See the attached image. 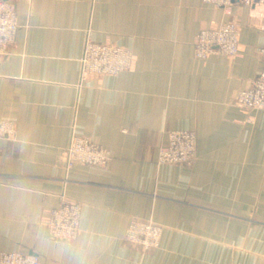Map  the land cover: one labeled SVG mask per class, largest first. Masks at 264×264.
Segmentation results:
<instances>
[{"label": "crops", "instance_id": "obj_1", "mask_svg": "<svg viewBox=\"0 0 264 264\" xmlns=\"http://www.w3.org/2000/svg\"><path fill=\"white\" fill-rule=\"evenodd\" d=\"M237 4L239 56H194L219 7L202 0H19L15 41L0 61V249L41 264H264V110L235 105L263 66L261 7ZM87 36L134 46V70L81 76ZM193 129L191 164L159 163L161 134ZM73 136L106 147L105 166L66 167ZM81 205L74 239L45 224L61 194ZM131 217L163 227L142 251Z\"/></svg>", "mask_w": 264, "mask_h": 264}, {"label": "built area", "instance_id": "obj_2", "mask_svg": "<svg viewBox=\"0 0 264 264\" xmlns=\"http://www.w3.org/2000/svg\"><path fill=\"white\" fill-rule=\"evenodd\" d=\"M19 0H0V61L7 55L15 41L17 30L16 5ZM221 8L222 16L218 24L206 21L196 30L193 39L195 58L204 59L210 54L239 56V23L235 0H202ZM241 5L259 6L250 10L251 15L264 18V0H238ZM264 28V27H263ZM259 52L263 59L262 69L250 79L248 87L239 91L235 105L251 120L254 110H264V43ZM138 51L134 46L116 44L111 41H95L87 36L81 56V76L92 79L104 75H115L122 71L134 70L137 65ZM15 122L11 119L0 120V136L12 137ZM196 133L193 129H171L161 134L158 146L159 163L191 164L196 155ZM66 167L76 164L105 166L110 158L109 150L85 136H73L65 148ZM81 205L63 193L58 204L51 207L45 216L49 236L54 241L74 239L79 232ZM163 227L151 219L131 217L126 225L124 240L138 246L142 251L159 245ZM0 264H41L40 257L34 252L0 249Z\"/></svg>", "mask_w": 264, "mask_h": 264}]
</instances>
